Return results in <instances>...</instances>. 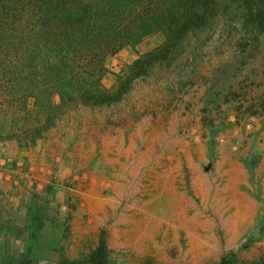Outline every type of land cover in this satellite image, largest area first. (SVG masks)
Instances as JSON below:
<instances>
[{
    "label": "rangeland",
    "instance_id": "374dc122",
    "mask_svg": "<svg viewBox=\"0 0 264 264\" xmlns=\"http://www.w3.org/2000/svg\"><path fill=\"white\" fill-rule=\"evenodd\" d=\"M248 18L223 0L168 55H149L159 32L123 47L138 58L107 57L110 100L48 123L45 100L1 101L0 264H95L102 237L103 264H264V29ZM111 127L161 156L127 173Z\"/></svg>",
    "mask_w": 264,
    "mask_h": 264
},
{
    "label": "trees",
    "instance_id": "16d2710c",
    "mask_svg": "<svg viewBox=\"0 0 264 264\" xmlns=\"http://www.w3.org/2000/svg\"><path fill=\"white\" fill-rule=\"evenodd\" d=\"M225 1L244 7L247 22L264 29V0ZM222 2L0 0V102L33 98L42 106L45 100L47 123L63 113L59 108L105 103L110 54L159 32L164 43L149 55H168L189 32L206 26ZM106 252L102 237L92 261L103 264Z\"/></svg>",
    "mask_w": 264,
    "mask_h": 264
},
{
    "label": "crops",
    "instance_id": "0c3cea01",
    "mask_svg": "<svg viewBox=\"0 0 264 264\" xmlns=\"http://www.w3.org/2000/svg\"><path fill=\"white\" fill-rule=\"evenodd\" d=\"M117 57V58H116ZM120 59L122 63L126 62V61H129V62H133L135 61L138 56L135 54L134 51H132L131 48H124L123 50H121L119 53H117V56L114 57V59ZM111 60L109 59L108 62H109V65H110V62ZM108 65V66H109ZM116 72H118V70H116ZM111 75H114L115 73H110ZM111 75L109 76L108 74L104 77V82L106 84L107 87L111 88L113 87V82L111 83H108V79L111 78ZM112 79V78H111ZM95 126V124L93 125V127ZM120 131V130H119ZM113 132V129L112 127L109 129L108 131V139L112 140L113 142H115V146L113 147L115 150L113 152V154L115 155V153L118 155V156H124L125 157V162H124V166L127 167V170L126 172H130V171H134L136 173V175L139 174V171H135L134 170V167L136 166H142V164H147L149 162H145L144 160V153L149 151L150 152V155H153V162L155 163L158 156H161V151L160 149H155V150H142L140 148H136L135 146H139L138 144V140H139V137L141 138H144L143 134H140V136H132L133 134L132 133H128L127 130H123V131H120L118 132L117 134H112ZM142 135V136H141ZM95 138L94 137V130L92 129V139ZM98 147V145H97ZM103 151V147L102 149H100V151ZM99 151V150H98ZM97 151V152H98ZM101 151V152H102ZM111 151V150H110ZM87 156L93 158L94 156V153H93V150H87ZM92 160V159H91ZM18 173H19V170H16V169H12L11 170V183H18ZM30 172L29 171H26L24 173V175L26 177H29L30 176ZM40 176V174H39ZM6 178L9 179V175L6 176ZM125 186H132L136 183V177L133 178V179H130L128 177H126V180H125ZM25 182H28V181H25ZM32 182V180H31ZM10 188H12L14 190V188L12 187V184L10 186Z\"/></svg>",
    "mask_w": 264,
    "mask_h": 264
}]
</instances>
